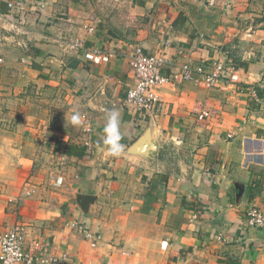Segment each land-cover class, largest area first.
I'll return each mask as SVG.
<instances>
[{"label": "crops", "instance_id": "1", "mask_svg": "<svg viewBox=\"0 0 264 264\" xmlns=\"http://www.w3.org/2000/svg\"><path fill=\"white\" fill-rule=\"evenodd\" d=\"M76 38L114 56L66 52ZM136 46L168 58L165 76L221 61L240 82L167 85L157 111L136 113L125 102ZM0 60V235L21 226L66 264H264V227L246 221L264 212V0H0ZM110 110L120 156L103 143ZM145 135L156 150L134 151ZM86 141L89 155H68ZM80 195L94 197L86 210ZM73 222L103 241L92 248Z\"/></svg>", "mask_w": 264, "mask_h": 264}, {"label": "built area", "instance_id": "2", "mask_svg": "<svg viewBox=\"0 0 264 264\" xmlns=\"http://www.w3.org/2000/svg\"><path fill=\"white\" fill-rule=\"evenodd\" d=\"M204 2L208 8H212L217 0H204ZM8 6L12 12L18 14L25 15L27 12V7L22 1L10 2ZM22 22H24L23 19ZM14 27L19 32L20 27ZM90 31L93 32L94 29L89 28ZM63 44L66 52L82 53L85 60L95 65L108 63L114 56L112 51H102L100 48L87 49L84 41L79 38L65 41ZM130 64L135 84L129 89L125 102L131 110L139 114H148L159 109L162 104L159 89L167 85L191 82L211 89L224 80H229L231 83L240 82L237 69L221 61H214L208 69L206 66L193 67L191 61L187 60L171 75L165 76L162 71L170 65L168 58L163 54H148L141 46H136L134 49ZM211 117L212 113L208 109L201 110L197 115L201 122H207ZM80 119L83 122L84 132L89 135L93 133L90 117L82 114ZM84 145L86 152L90 154L93 148L91 142L86 141ZM63 179L62 176L55 179V186L61 187L64 183ZM246 221L250 228H263V210L258 206L250 207L246 214ZM71 227L81 233L92 248H96L98 243L103 241V236L94 232L86 223L73 222ZM68 261L69 258L65 254L62 256L50 254L42 241H28L21 226H15L0 235V264H66Z\"/></svg>", "mask_w": 264, "mask_h": 264}, {"label": "clouds", "instance_id": "3", "mask_svg": "<svg viewBox=\"0 0 264 264\" xmlns=\"http://www.w3.org/2000/svg\"><path fill=\"white\" fill-rule=\"evenodd\" d=\"M73 124L80 123L79 114H74L71 118ZM120 113L117 110H110L107 113L106 124L103 132V143L107 146L110 156H120L124 151V146L120 143Z\"/></svg>", "mask_w": 264, "mask_h": 264}, {"label": "water", "instance_id": "4", "mask_svg": "<svg viewBox=\"0 0 264 264\" xmlns=\"http://www.w3.org/2000/svg\"><path fill=\"white\" fill-rule=\"evenodd\" d=\"M134 151L140 152L144 150V148L147 147V151L150 153L152 151H155V145L150 142L149 136L145 135L143 136L134 146ZM92 196H87V195H80L79 196V203L82 205L84 210L88 209V205L93 202Z\"/></svg>", "mask_w": 264, "mask_h": 264}, {"label": "trees", "instance_id": "5", "mask_svg": "<svg viewBox=\"0 0 264 264\" xmlns=\"http://www.w3.org/2000/svg\"><path fill=\"white\" fill-rule=\"evenodd\" d=\"M76 149V148H75ZM73 150V148H72ZM79 150V149H78ZM72 154H75L76 156H79L81 158L83 157H86L87 155H89L85 150L84 148H82L81 150L77 151V152H72V151H68V155H72Z\"/></svg>", "mask_w": 264, "mask_h": 264}, {"label": "rangeland", "instance_id": "6", "mask_svg": "<svg viewBox=\"0 0 264 264\" xmlns=\"http://www.w3.org/2000/svg\"><path fill=\"white\" fill-rule=\"evenodd\" d=\"M11 124H13V126L12 127H14V122H12ZM16 125V124H15Z\"/></svg>", "mask_w": 264, "mask_h": 264}]
</instances>
